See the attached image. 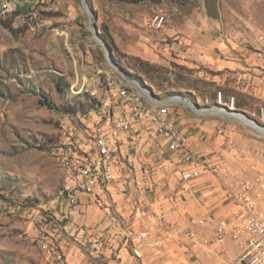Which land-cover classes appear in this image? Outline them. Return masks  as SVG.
<instances>
[{
    "label": "rangeland",
    "instance_id": "obj_1",
    "mask_svg": "<svg viewBox=\"0 0 264 264\" xmlns=\"http://www.w3.org/2000/svg\"><path fill=\"white\" fill-rule=\"evenodd\" d=\"M87 3L91 15L83 0H22L28 7L0 10V264H60L59 255H69L73 238L61 213L71 183L68 153L88 148V127L104 107H113L119 89L144 104L156 99L157 107L181 96L195 105L174 98L171 106L191 118H197L193 109H225L217 103L223 91L238 98L235 113L264 128L254 113L264 101L243 91L231 71L216 67L237 57L231 50L254 53L264 34V0ZM216 41L221 46L210 50ZM128 81L156 98L149 91L144 97ZM209 112L216 115H196L217 121L215 133L230 148L232 171L224 182L264 174V160L256 157L264 151V134ZM219 182L215 195L223 202ZM103 237L96 235L97 243Z\"/></svg>",
    "mask_w": 264,
    "mask_h": 264
},
{
    "label": "crops",
    "instance_id": "obj_2",
    "mask_svg": "<svg viewBox=\"0 0 264 264\" xmlns=\"http://www.w3.org/2000/svg\"><path fill=\"white\" fill-rule=\"evenodd\" d=\"M15 1L20 3V10L28 7H22V0ZM220 46L216 41L209 48L215 51ZM231 51L237 57L220 60L216 67L231 71L243 91L253 95L242 77L250 67L261 66L255 50L254 53ZM118 93L114 95L113 107H104L99 120L91 127L98 122L108 124L104 115L108 117L125 109L130 112V107L118 99ZM261 98L264 99V93ZM161 102L169 106L172 119L187 137L194 153L204 157L209 165L218 167L223 179L229 178L230 148H224V136L215 133L217 121L202 120L196 112L197 118L188 117L179 105L171 106V101L167 100ZM156 104L157 100L146 105L154 107ZM159 142L152 128L144 129L139 124L134 125L132 132L111 139L122 156V179L128 177L132 195L126 198L117 189L118 185H112L97 201H90L84 194L77 195L76 206L71 207L64 201L61 213L67 223L65 230L73 238V247L63 264H92V261L100 264H223V258L234 264L236 246L230 239L217 242L214 229L236 210L235 204L225 190L223 202L221 196L215 195L222 185L210 171L203 170L201 176L192 181H182L181 175L189 167L184 165L180 155L168 151L166 142H162L161 147ZM156 168L158 172L154 173ZM259 207L264 209V201ZM202 216L209 217L207 224L191 223ZM142 232L148 234L147 239H140ZM192 233L197 234V240L189 237ZM96 235L104 236L101 242L97 243ZM200 239H207L210 244L203 246ZM159 241H163L162 246H157Z\"/></svg>",
    "mask_w": 264,
    "mask_h": 264
},
{
    "label": "built area",
    "instance_id": "obj_3",
    "mask_svg": "<svg viewBox=\"0 0 264 264\" xmlns=\"http://www.w3.org/2000/svg\"><path fill=\"white\" fill-rule=\"evenodd\" d=\"M19 7L20 3L11 0V10L20 9ZM255 55L261 66L250 67L243 74L242 80L246 81L247 87L264 101L261 98V94L264 93V34L257 39ZM217 97L231 100L233 104L237 103L235 96H225L223 91H219ZM118 99L130 107V112L125 109L118 111L117 114L112 113L110 117L104 115L105 121L109 120L108 124L98 122L88 127L90 131L86 137L88 148L81 147L75 153L73 151L68 153L71 183L64 193V201L71 207L76 206L78 194H84L90 201H97L112 185H118L117 189L124 197L131 196L132 189L128 177L124 178L125 181L122 179L124 177L122 156L117 147L111 143V139L132 132L136 124L144 129L152 128L160 141L159 146L161 147L162 142H166L168 151L180 155L184 165L189 167L182 173V181L188 182L200 177L203 170L210 171L222 180L224 190L235 204L236 210L214 229V238L219 243H224L228 239L234 243L237 248L234 264H264V209L259 207L264 201V174L230 183L224 182L218 167L209 165L204 157L194 153L187 137L182 135L172 119V112L149 113L136 102L133 93L124 89L119 90ZM254 113L261 114L264 118V103ZM256 157L264 160V151H258ZM132 182L134 185L137 183L136 179ZM208 222L207 216L191 221L197 226H203ZM139 237L145 240L148 234L142 232ZM189 237L192 240L198 238L195 233ZM200 240L203 246L210 244L207 239ZM162 244L163 241L157 242V246ZM65 259V256L59 255L58 263L63 264Z\"/></svg>",
    "mask_w": 264,
    "mask_h": 264
},
{
    "label": "bare ground",
    "instance_id": "obj_4",
    "mask_svg": "<svg viewBox=\"0 0 264 264\" xmlns=\"http://www.w3.org/2000/svg\"><path fill=\"white\" fill-rule=\"evenodd\" d=\"M0 3H2V5H0V10L2 12H5V13H13V12H17L18 11V9L11 10V0H0ZM4 10H6V11H4ZM128 92L131 93L130 91H128ZM148 97H150L149 94H148ZM172 99L174 100V98H171V99H168L167 101H172ZM135 100H136L137 103H140L143 106V108H144L145 111H147L149 113L169 112V106H167V104L166 105H163V106H160V107H157L158 106V102H159L158 100H157V106L155 105L154 107L153 106H147L146 104L140 102L136 96H135ZM150 101L151 102L152 101H156V99L155 100H150ZM174 102L177 103V102H180V100L179 101L177 100V102L176 101H174ZM183 103L185 105H189L190 107L193 106L192 104H189L188 102H183ZM217 103H218L219 106L225 107V109L224 108L223 109L222 108H218L217 110L212 111V112L222 114L225 117L240 119L245 124H247V125L255 128L256 130H258L259 132H261V133L264 134V128L260 127L257 124L251 123L250 121L246 120L241 115L235 114L236 104H233V102L231 100H228V99L226 100L224 97H217ZM193 111L196 112V113H199V114L203 113L202 111H200L198 109H196V110L193 109ZM227 112H231V113H227ZM257 118L259 119V121L262 124H264V118L261 116V114H257ZM66 164L69 167V158H68ZM69 186H70V184L66 187L65 192L67 191V189L69 188Z\"/></svg>",
    "mask_w": 264,
    "mask_h": 264
},
{
    "label": "water",
    "instance_id": "obj_5",
    "mask_svg": "<svg viewBox=\"0 0 264 264\" xmlns=\"http://www.w3.org/2000/svg\"><path fill=\"white\" fill-rule=\"evenodd\" d=\"M83 5H84V8L85 10L88 12L89 15H91V12H90V9H89V6H88V3H87V0H83ZM95 34L96 36L99 38L100 37V34H99V31L97 30V28L95 29ZM102 45H104L102 42H101ZM106 50H107V55L108 57H113V52H112V49L111 47L109 46H105ZM129 85L134 87L141 95L148 97V91L150 92L151 96L155 97L156 98V95L154 93V91L152 90H148L147 88H144L142 87V85L136 81H128ZM174 98H178L180 100V103H183V102H188L189 104H193L195 105V103H192L190 100L188 99H184L182 98L181 96H177V97H174ZM173 100V99H172ZM197 106V105H196ZM197 108H199L197 106ZM215 108H211V109H201V111L203 112L201 115H216V114H210L209 111H214ZM227 113H231V112H227ZM237 115H241L243 116L246 120L250 121L251 123L253 124H257L261 127L260 123H258L257 120L251 118L250 116H248L246 113H235Z\"/></svg>",
    "mask_w": 264,
    "mask_h": 264
},
{
    "label": "trees",
    "instance_id": "obj_6",
    "mask_svg": "<svg viewBox=\"0 0 264 264\" xmlns=\"http://www.w3.org/2000/svg\"><path fill=\"white\" fill-rule=\"evenodd\" d=\"M113 1L123 2V3H127V4H143V3H161V2H164L166 0H113ZM170 1H173V2L179 3V4H185V3L189 2L190 0H170ZM105 36L108 39L109 43L112 44L113 40L110 37L108 32L106 33ZM237 105H239L238 98H237Z\"/></svg>",
    "mask_w": 264,
    "mask_h": 264
}]
</instances>
